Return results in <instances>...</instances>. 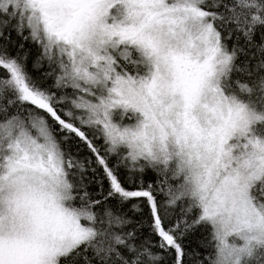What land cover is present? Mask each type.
I'll return each instance as SVG.
<instances>
[{"label": "snow or ice", "instance_id": "6c2138e0", "mask_svg": "<svg viewBox=\"0 0 264 264\" xmlns=\"http://www.w3.org/2000/svg\"><path fill=\"white\" fill-rule=\"evenodd\" d=\"M0 264H264V0H0Z\"/></svg>", "mask_w": 264, "mask_h": 264}]
</instances>
